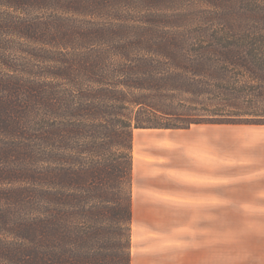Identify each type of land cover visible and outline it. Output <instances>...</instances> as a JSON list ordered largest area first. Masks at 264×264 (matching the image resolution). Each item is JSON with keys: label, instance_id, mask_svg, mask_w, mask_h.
<instances>
[{"label": "trees", "instance_id": "1", "mask_svg": "<svg viewBox=\"0 0 264 264\" xmlns=\"http://www.w3.org/2000/svg\"><path fill=\"white\" fill-rule=\"evenodd\" d=\"M175 1L0 0V264H132L135 130L264 125L180 101L264 112V0Z\"/></svg>", "mask_w": 264, "mask_h": 264}, {"label": "rangeland", "instance_id": "2", "mask_svg": "<svg viewBox=\"0 0 264 264\" xmlns=\"http://www.w3.org/2000/svg\"><path fill=\"white\" fill-rule=\"evenodd\" d=\"M230 0H176L170 8L173 9H194L196 12L201 11L207 14L206 23L210 20V14L216 11H223ZM247 4L256 7V0H238L237 5L240 9H245ZM165 7V6H164ZM213 25L215 21L212 22ZM217 30V29H216ZM248 80V78H242ZM211 96L200 97L197 99L193 96L185 95L180 97L181 103L197 107L198 111L192 110V114H208L207 111H219L225 115H244L241 117L233 116L228 119H253L245 116V112L253 111L259 115H264L262 112L263 107L256 105V108L245 106L241 100L229 99L228 96ZM192 101V103L187 102ZM197 99V100H196ZM183 101V102H182ZM196 103V104H194ZM248 113V114H249ZM251 115V114H249ZM262 117V118H261ZM257 120H264V116L256 118ZM234 121V120H232ZM240 121V120H235ZM257 126L264 125H242V124H229V125H192L189 129L194 132H208L213 134L216 138V152H215V165L211 167L210 164V199L214 197V207L209 212L199 213L197 205L189 204L185 208L189 209V213L194 218L184 220H142L139 222L145 223L148 227H183L184 243L190 245L191 248L185 249L183 252V264H264V209L258 210L257 208V190L255 180V129ZM156 129H137L136 134V150L133 145V159L146 161L148 157L152 161L157 162L154 166L155 173L161 175V168L167 165L160 164L159 157L153 155H160L159 149L161 141L154 139V136H145V133H151ZM186 142L191 144L192 139H185ZM252 142V145H248ZM166 143H168L166 141ZM169 147V146H168ZM187 153H191V149H187ZM173 154L172 152H170ZM197 151H193V155ZM192 164L191 169L199 170L192 173L194 179L200 181H207V173L204 172V166H198L197 158L189 163L188 160L184 161V166ZM207 168V166H206ZM166 174V173H164ZM163 174V175H164ZM214 178V187L212 179ZM164 183V182H163ZM167 185L166 183H164ZM212 185V186H211ZM206 187V186H205ZM199 190L191 189L192 198L200 199L201 192L207 189ZM143 188L140 186L136 192H133V198H137ZM132 198V199H133ZM133 206V200H132ZM140 211H143L140 209ZM188 213V212H187ZM185 213V216L188 215ZM200 217V218H198ZM205 217V218H204ZM172 225V226H171ZM132 236L133 229L140 227V223L133 221L132 210ZM175 236V231L173 232ZM132 241V238H131ZM149 250V249H147ZM145 249L143 252L145 257H152L155 253L148 252ZM162 257H167V262L172 260V263L180 260L174 259L175 253L173 252H160ZM179 254V253H178ZM131 257H133V249H131ZM180 263V261H178Z\"/></svg>", "mask_w": 264, "mask_h": 264}, {"label": "crops", "instance_id": "3", "mask_svg": "<svg viewBox=\"0 0 264 264\" xmlns=\"http://www.w3.org/2000/svg\"><path fill=\"white\" fill-rule=\"evenodd\" d=\"M145 136H154L152 138L161 141L159 149L160 164L167 166L161 168V175L155 173L154 166L157 162L152 161L148 157L144 160L134 159L133 165V192L138 187H142L143 191H137L139 196L133 198V221L140 223V227L133 229L132 264H183V252L190 245L184 243L183 227L173 229V227H148L142 220H184L194 218L189 213V209L185 206L193 204L197 205L199 213L209 212L210 206L213 210L214 197L210 199V164L215 165L216 138L208 132H194L191 130H152L151 133H145ZM185 139H192L191 144ZM166 141L168 143H166ZM255 180L257 190V208L264 209V126H257L255 129ZM248 145H252L249 142ZM169 146V147H168ZM191 149V153L185 150ZM134 150H136V134L134 138ZM193 151L197 154L193 155ZM172 152L173 154H171ZM197 158L198 166H204V172L207 173V181H203L202 185L199 180L194 179L192 173L199 170L191 169L192 164L184 166V161L189 163ZM207 166V168H206ZM164 174V175H163ZM214 187V178L211 180ZM167 185H165L164 183ZM211 185V186H212ZM202 186V197L200 199L192 198L191 189L199 190ZM206 186V187H205ZM143 210V211H140ZM188 212V213H187ZM185 213L188 215L185 216ZM200 218V217H198ZM205 218V217H204ZM262 218H264L262 214ZM172 226V225H171ZM175 231V236L173 232ZM145 249L155 254L148 258L143 255ZM160 252L175 253L174 259H180V263L175 261L167 262V257H162ZM179 253V254H178Z\"/></svg>", "mask_w": 264, "mask_h": 264}]
</instances>
